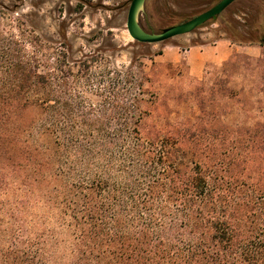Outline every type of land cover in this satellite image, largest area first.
<instances>
[{
    "label": "trees",
    "instance_id": "16d2710c",
    "mask_svg": "<svg viewBox=\"0 0 264 264\" xmlns=\"http://www.w3.org/2000/svg\"><path fill=\"white\" fill-rule=\"evenodd\" d=\"M252 4L215 31L264 46ZM19 23L0 25V264H56L69 246L72 264H264V115L228 135L203 117L232 73L264 67H219L208 93L205 70L172 98L201 114L172 117L132 67H46L44 40Z\"/></svg>",
    "mask_w": 264,
    "mask_h": 264
},
{
    "label": "rangeland",
    "instance_id": "374dc122",
    "mask_svg": "<svg viewBox=\"0 0 264 264\" xmlns=\"http://www.w3.org/2000/svg\"><path fill=\"white\" fill-rule=\"evenodd\" d=\"M157 1L163 8L171 7L177 11L173 0ZM197 1L179 0L181 4L189 5L185 10L188 13L200 8ZM130 2L131 0H0V25L15 28L20 22L27 32L43 39L46 67L86 63L92 67L89 73L113 68L124 71L128 67H132L135 72H143L147 77L143 86V98L149 102L168 99L171 108H161L159 113L172 114V117L186 114L193 118L194 115L201 114L194 97H185L186 100L183 99L180 105L174 104L172 98L180 92H188L200 86L199 81L204 79L205 70L208 71V79H205L202 89L208 93L210 86H214V90L218 89L214 81L216 75H219V67H264V46L244 45V48L233 54L247 55L252 59L225 64L228 58L218 64H207L196 76L184 60H175L176 53L197 45L210 46L215 40L224 38L221 31H215L219 20H211L192 32L164 42L138 43L126 27ZM254 9L251 0H238L231 4L228 13L241 23L247 19L245 13ZM176 42L180 43L179 47L171 45ZM257 58L259 61L255 60ZM73 67L78 69L77 66ZM230 78L231 93L228 97L220 92L204 94L208 95L205 96L207 101L204 119L208 125L213 124L217 131H222L225 135L243 133L248 125L262 120L264 115V69L253 68L241 74L232 73ZM222 133L220 134L223 135Z\"/></svg>",
    "mask_w": 264,
    "mask_h": 264
},
{
    "label": "water",
    "instance_id": "95a60500",
    "mask_svg": "<svg viewBox=\"0 0 264 264\" xmlns=\"http://www.w3.org/2000/svg\"><path fill=\"white\" fill-rule=\"evenodd\" d=\"M233 1L234 0H220L208 10L189 20L168 26L161 31L153 32L146 30L141 22L140 17L144 11L145 0H131L127 13L126 27L131 37L139 43L164 42L173 37L192 32L199 25L218 15Z\"/></svg>",
    "mask_w": 264,
    "mask_h": 264
},
{
    "label": "flooded vegetation",
    "instance_id": "af4514ba",
    "mask_svg": "<svg viewBox=\"0 0 264 264\" xmlns=\"http://www.w3.org/2000/svg\"><path fill=\"white\" fill-rule=\"evenodd\" d=\"M218 1H220V0H198L197 4L200 8L195 10V11H191L190 13H188L185 10H187L189 8V5L181 4L179 2V0H173L174 5H177L176 6L177 11L171 9V7H170V9L163 8L161 6L160 2H158L157 0H145L144 11L141 14V20H142L143 25L145 26L146 30L158 32V31H161L162 29H164L168 26L189 20L190 18L208 10L213 5H215ZM236 1H238V0H234L233 2H231L225 9H229L231 4H233ZM127 13H128V11H127ZM218 15H216V16H218ZM216 16L207 20L206 22H204L203 24L199 25L196 28L204 26L206 23L210 22L211 20H214V18ZM66 66L67 67H73V66L91 67V65L86 64V63H79V64L74 63V64H68Z\"/></svg>",
    "mask_w": 264,
    "mask_h": 264
},
{
    "label": "crops",
    "instance_id": "0c3cea01",
    "mask_svg": "<svg viewBox=\"0 0 264 264\" xmlns=\"http://www.w3.org/2000/svg\"><path fill=\"white\" fill-rule=\"evenodd\" d=\"M171 45L179 47L180 43H171ZM244 47V45L232 44L229 40L221 38L215 40L210 46L197 45L189 49H181L179 53H176L175 60H184L189 70L198 76L207 64H218L228 59L234 51Z\"/></svg>",
    "mask_w": 264,
    "mask_h": 264
},
{
    "label": "clouds",
    "instance_id": "9594fccd",
    "mask_svg": "<svg viewBox=\"0 0 264 264\" xmlns=\"http://www.w3.org/2000/svg\"><path fill=\"white\" fill-rule=\"evenodd\" d=\"M52 252L58 257L56 264H72V258L76 255L74 247H61L59 250L53 249Z\"/></svg>",
    "mask_w": 264,
    "mask_h": 264
}]
</instances>
